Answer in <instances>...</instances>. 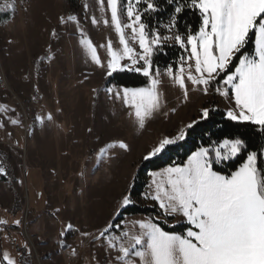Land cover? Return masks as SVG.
<instances>
[{"label":"rangeland","instance_id":"1","mask_svg":"<svg viewBox=\"0 0 264 264\" xmlns=\"http://www.w3.org/2000/svg\"><path fill=\"white\" fill-rule=\"evenodd\" d=\"M5 12L10 16L0 22V167L5 169L0 174V221L7 223H0V261L6 264V251L18 264L20 250L18 245L7 249L9 240L27 249L21 264H125L116 257L121 254L120 246H128L131 237L142 231L137 221L154 223L143 214L114 221L143 156L164 137L175 136L198 120L200 109L209 108L213 98L226 117L227 110L235 107L234 100L211 88L204 94L199 90L202 86L188 80L185 100L183 90L167 75L168 68L161 69L157 90L162 106L141 129L134 114L129 115L131 107L115 95L125 87L103 85L108 76L107 42L111 40L114 50L122 49L107 0L103 5L99 0H76L73 6L69 0H0V14ZM68 16L77 19L69 21ZM93 17L98 23H92ZM121 20L129 22L126 12ZM163 29L162 36L172 35ZM125 34L130 46L140 52L131 29H125ZM250 36L254 50L255 37ZM82 38L91 39L104 67L92 61L80 44ZM189 52L190 46L183 61L172 68L174 73L183 63L185 76L189 64L195 74L194 60L187 59ZM149 83L148 79L145 87ZM121 140L129 151L117 144L100 156L101 148ZM173 166L146 173L143 195L131 200L156 205L162 214L156 219L188 224L179 214L165 215L159 201L152 198L153 180L163 178L152 173ZM13 192L18 197L15 207ZM110 222L112 228L100 236ZM69 224L71 230H67ZM187 228L178 234H185ZM85 232L90 235H81ZM125 259L139 264V257Z\"/></svg>","mask_w":264,"mask_h":264},{"label":"snow or ice","instance_id":"2","mask_svg":"<svg viewBox=\"0 0 264 264\" xmlns=\"http://www.w3.org/2000/svg\"><path fill=\"white\" fill-rule=\"evenodd\" d=\"M99 2L103 5L104 0ZM142 2L146 4L145 13L157 11L156 0H127L126 6L121 0H107L111 24L122 46V49L114 50L111 40L107 42V75L118 71L142 73L150 82L148 87H125L122 93H115L131 107L133 111L129 115L134 114L139 128L143 129L146 120L162 106L157 90L160 84L157 77L161 73L158 68L154 71L152 57L157 51H163L164 44L173 41L186 50L190 46L187 59L194 60L195 74L191 64L186 76L183 63L178 72L174 73L171 66L166 69L167 75L183 90L185 100L189 92L185 80L202 86L199 90L204 94H208L214 83L222 84L223 88L216 87L215 91L226 99L234 100L235 105L227 110V117L232 121L251 122L264 131V0H191L190 5L181 0H167L169 4L180 5L175 7L164 25L171 36H162L158 29L149 28L143 22L142 13L136 7ZM186 6L199 10L201 23L194 33H181L178 28V14ZM124 12L128 23H122ZM76 19L75 16L67 17L69 21ZM60 20L65 22L64 17ZM92 23H98L95 17ZM125 29H131L132 39L138 42L140 52L130 46ZM250 35L255 37L252 53L244 51ZM80 44L92 61L104 67L91 39L82 38ZM181 59L183 61L184 58ZM234 59H238V63L232 70ZM125 60L128 63H122ZM107 91L112 92V89ZM171 111L175 112V109ZM200 113V119H206L210 109L203 107ZM196 123L193 120L185 128ZM185 128L175 136L161 139L143 159L150 160L162 153L166 146L183 140ZM117 144L125 151L130 150L129 145L121 140L101 148L100 156ZM246 148L245 141L239 137L225 138L208 147L201 146L183 165L152 173L153 177L163 176L159 181L153 180L156 191L152 198L159 201L165 215L179 214L192 227L181 235L165 231L150 220L137 221L142 231L131 237L132 243L128 246H120L121 254L116 259L125 264H136L135 260L125 259L130 256L139 257V264H264V168L258 167V153L247 152L244 162L228 175L215 171L213 167L214 163L238 157ZM259 155H264V149ZM3 173L5 169L0 167V174ZM130 203V195H123L120 206ZM15 223L20 222L17 220ZM112 226L110 222L100 230V236H104ZM71 229L72 225H67V230ZM109 246L115 247V244L110 242ZM3 260L6 264H15L6 251Z\"/></svg>","mask_w":264,"mask_h":264},{"label":"trees","instance_id":"3","mask_svg":"<svg viewBox=\"0 0 264 264\" xmlns=\"http://www.w3.org/2000/svg\"><path fill=\"white\" fill-rule=\"evenodd\" d=\"M69 1L73 6L76 0ZM126 1L127 0H121V3L124 5ZM181 2L190 5L191 0H181ZM156 3L157 11L155 12L145 13L144 8H146V4L143 2L137 4V9L142 13V20L149 26V28H156L160 33H163V27L168 23L170 15L174 12L175 7L180 5L169 4L167 0H156ZM9 16V12L0 14V22L7 20ZM178 19V28L181 33H187L188 31L194 33L199 30L201 17L198 9L186 6L183 8V11L178 14ZM244 51L249 53L254 51L252 36L249 37V43ZM184 56L185 48H182L177 43L167 42L163 45V51H157L152 57L153 68L161 70L171 66L175 69L180 59ZM237 62L238 59H234L231 66L232 70H234ZM109 84L127 88L145 87L148 85V78L144 77L142 73L118 71L113 73L111 76L106 77L103 85L106 86ZM215 87L216 84L214 83L210 88L214 90ZM209 109L210 114L206 119L199 118L196 120L197 123L193 124L191 128H185V138L183 140H179L172 145L166 146L162 153L150 160H143L138 165L128 190V194L132 200H137L141 195H143L146 188V181L144 177L146 173L164 168L166 166L183 164L187 157L201 146L208 147L210 144H213V142L218 143L225 138L233 139L239 137L245 141L247 148L238 157L218 164L214 163L213 167L215 171L221 172L225 175L230 174L244 162L247 152L249 151H256L258 153V167L264 168V159L262 155H259L261 149H264V131L260 129V126L247 121L230 120L226 117L224 111L216 107V100L214 98L210 101ZM5 164L7 165L6 162ZM2 179L7 180L4 175L2 176ZM9 181L11 182L12 180L9 179ZM13 196V206L15 207L18 198L16 192H13ZM14 207L12 209L15 211L16 208ZM135 214L149 216L154 223L159 224L161 228L168 232L183 233V231L188 227V224L186 223L168 224L164 220L156 219L157 216L162 215L156 205L148 206L134 202L124 206L114 221L119 222L124 216ZM166 218L168 220H172V216H167ZM12 238L15 239L14 236H12ZM6 245L7 249H10L13 245H18V249L20 250L18 264L25 262V255L28 254L25 246H20L17 242L16 244H13L9 240Z\"/></svg>","mask_w":264,"mask_h":264},{"label":"water","instance_id":"4","mask_svg":"<svg viewBox=\"0 0 264 264\" xmlns=\"http://www.w3.org/2000/svg\"><path fill=\"white\" fill-rule=\"evenodd\" d=\"M0 264H3V263L0 261Z\"/></svg>","mask_w":264,"mask_h":264}]
</instances>
